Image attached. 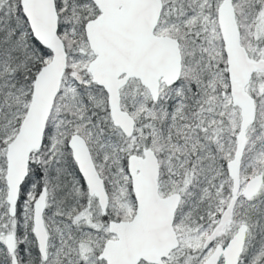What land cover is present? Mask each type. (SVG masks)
<instances>
[{
  "label": "snow or ice",
  "instance_id": "1",
  "mask_svg": "<svg viewBox=\"0 0 264 264\" xmlns=\"http://www.w3.org/2000/svg\"><path fill=\"white\" fill-rule=\"evenodd\" d=\"M0 264H264V0H0Z\"/></svg>",
  "mask_w": 264,
  "mask_h": 264
}]
</instances>
